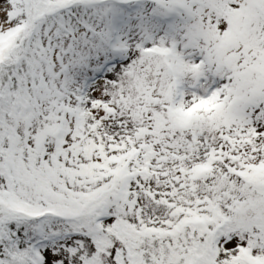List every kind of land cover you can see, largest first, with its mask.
I'll use <instances>...</instances> for the list:
<instances>
[{
	"label": "snow or ice",
	"instance_id": "snow-or-ice-1",
	"mask_svg": "<svg viewBox=\"0 0 264 264\" xmlns=\"http://www.w3.org/2000/svg\"><path fill=\"white\" fill-rule=\"evenodd\" d=\"M0 264H264V0H0Z\"/></svg>",
	"mask_w": 264,
	"mask_h": 264
}]
</instances>
